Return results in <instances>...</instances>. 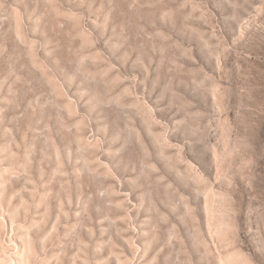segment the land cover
Listing matches in <instances>:
<instances>
[{
  "label": "rangeland",
  "instance_id": "1",
  "mask_svg": "<svg viewBox=\"0 0 264 264\" xmlns=\"http://www.w3.org/2000/svg\"><path fill=\"white\" fill-rule=\"evenodd\" d=\"M0 264H264V0H0Z\"/></svg>",
  "mask_w": 264,
  "mask_h": 264
}]
</instances>
